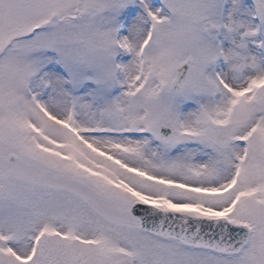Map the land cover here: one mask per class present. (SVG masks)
Listing matches in <instances>:
<instances>
[{"label": "snow or ice", "instance_id": "snow-or-ice-1", "mask_svg": "<svg viewBox=\"0 0 264 264\" xmlns=\"http://www.w3.org/2000/svg\"><path fill=\"white\" fill-rule=\"evenodd\" d=\"M0 264H264V0H0Z\"/></svg>", "mask_w": 264, "mask_h": 264}]
</instances>
